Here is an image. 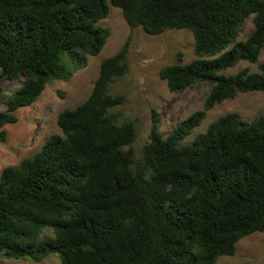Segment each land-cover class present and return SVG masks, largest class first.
Here are the masks:
<instances>
[{"label":"trees","instance_id":"16d2710c","mask_svg":"<svg viewBox=\"0 0 264 264\" xmlns=\"http://www.w3.org/2000/svg\"><path fill=\"white\" fill-rule=\"evenodd\" d=\"M128 26L148 34L187 29L195 57L166 64L159 76L171 92L207 81L204 106L168 135L153 117L136 156L135 123L114 107L112 86L128 71V44L100 64L90 94L59 112L61 133L0 173V254L62 264H217L243 237L264 231V113L212 120L183 142L217 103L264 91V0H111ZM108 0H0L2 78L26 76L0 109L4 126L18 120L54 79L67 80L101 52L110 30ZM253 31L236 40L244 21ZM246 60L258 69L224 71ZM49 229L51 234L43 237Z\"/></svg>","mask_w":264,"mask_h":264},{"label":"rangeland","instance_id":"374dc122","mask_svg":"<svg viewBox=\"0 0 264 264\" xmlns=\"http://www.w3.org/2000/svg\"><path fill=\"white\" fill-rule=\"evenodd\" d=\"M110 11L100 24L110 30L101 52L89 56L87 66L77 70L67 80L54 79L47 83L38 99L29 106L20 107L18 120L4 126L6 140H0V173L11 164H18L25 157L39 151L47 137L61 133L57 116L66 108H73L90 94L98 76L100 64L106 57L117 53L126 39L128 44V71L112 86L113 94L123 95V102L114 107L120 121L135 123L137 137L133 143L136 156L141 155L144 144L149 140L153 117L157 114L159 129L168 135L192 112L202 109L211 84L207 81L191 85L184 91L171 92L159 70L166 64L187 63L195 57L194 37L187 29H169L152 35L141 27L131 29L122 11L111 0ZM254 29L252 17L243 24L236 40L245 39ZM264 61V47L259 62ZM243 67L258 69L257 63L239 61L225 73H235ZM26 76L18 79L2 78L4 92L0 97V109L6 110L7 99L22 85ZM228 112H237L244 120L252 121L264 113V91L239 92L236 97L217 103L207 111L204 120L196 126L183 142L193 140L199 132L207 129L209 123ZM51 234L49 229L43 237ZM0 264H62L59 256L53 254L43 260L15 259L0 254ZM217 264H264V231L243 237L232 256H221Z\"/></svg>","mask_w":264,"mask_h":264}]
</instances>
